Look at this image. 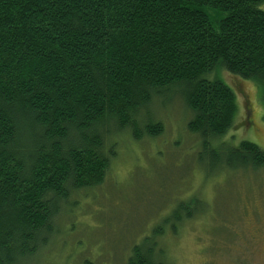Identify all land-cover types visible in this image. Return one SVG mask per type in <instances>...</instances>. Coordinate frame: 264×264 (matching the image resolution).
<instances>
[{"label": "trees", "instance_id": "obj_1", "mask_svg": "<svg viewBox=\"0 0 264 264\" xmlns=\"http://www.w3.org/2000/svg\"><path fill=\"white\" fill-rule=\"evenodd\" d=\"M263 4L0 0V264L40 261L63 216L102 192L122 137L164 134L160 120L140 123L155 99L184 103L188 131L211 152L217 175L264 171L254 143L223 153L237 99L209 79L225 70L264 87ZM198 201L179 200L157 218L124 264H173L163 240L198 218Z\"/></svg>", "mask_w": 264, "mask_h": 264}, {"label": "rangeland", "instance_id": "obj_2", "mask_svg": "<svg viewBox=\"0 0 264 264\" xmlns=\"http://www.w3.org/2000/svg\"><path fill=\"white\" fill-rule=\"evenodd\" d=\"M259 9L264 12V4ZM217 77L238 105L223 153L243 141L264 150V87L225 70L209 79ZM174 97L155 99L141 111L140 123L160 120L164 134L119 140L102 192L63 216L55 245L36 264H124L125 250L150 236L155 221L187 198L199 200L198 218L179 235L166 225L171 233L163 243L173 264H264V171L217 175L211 152L188 131L191 113Z\"/></svg>", "mask_w": 264, "mask_h": 264}, {"label": "bare ground", "instance_id": "obj_3", "mask_svg": "<svg viewBox=\"0 0 264 264\" xmlns=\"http://www.w3.org/2000/svg\"><path fill=\"white\" fill-rule=\"evenodd\" d=\"M194 206V205H193Z\"/></svg>", "mask_w": 264, "mask_h": 264}]
</instances>
